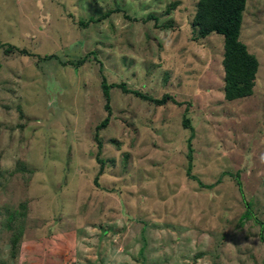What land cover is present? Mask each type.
Returning a JSON list of instances; mask_svg holds the SVG:
<instances>
[{
  "label": "rangeland",
  "instance_id": "1",
  "mask_svg": "<svg viewBox=\"0 0 264 264\" xmlns=\"http://www.w3.org/2000/svg\"><path fill=\"white\" fill-rule=\"evenodd\" d=\"M197 1L0 0V40L33 54L0 48V264H264V231L242 221L230 175L264 222V0L242 14L254 92L233 101L224 37L194 39ZM92 52L109 83L184 102L114 88L99 177L107 111Z\"/></svg>",
  "mask_w": 264,
  "mask_h": 264
},
{
  "label": "trees",
  "instance_id": "2",
  "mask_svg": "<svg viewBox=\"0 0 264 264\" xmlns=\"http://www.w3.org/2000/svg\"><path fill=\"white\" fill-rule=\"evenodd\" d=\"M247 0H198L196 7V13L192 21V30L195 34L194 39L206 38L212 33L220 34L224 37V57L222 60L224 68V95L229 101L235 99L244 98L253 94V88L256 85V74L258 71L259 61L256 56L253 55L247 45L240 39L241 27H242V14L246 8ZM153 16V15H152ZM151 17V16H150ZM152 18H155L153 16ZM93 21L90 19L87 22H80L82 25H87ZM0 48L3 49L4 53L18 51L22 54L33 55L27 48H19L15 45L5 43L0 40ZM96 60L100 63L102 73L101 88L105 97V110L107 111L106 117L97 125L95 139L99 144V151L97 153V160L100 163V173L97 177L101 176L106 168L108 161L102 156V137L101 130L105 129L110 121L113 113L111 100L112 90L114 88L121 89L123 92L132 93L136 97L153 103L157 106L166 105L169 102H173L177 105H183L184 102L178 101L172 94L165 93L161 97H154L149 93H144L140 90L130 88L126 82L120 83H109L107 77L103 73V63L98 59L97 53L92 52ZM41 59L47 60L53 56H39ZM87 60V56L83 57L78 63H84ZM77 63V62H76ZM75 63V65H76ZM1 67V64H0ZM188 108L184 113V126L191 129V133L195 131L191 124V120L186 114H188ZM194 135V134H193ZM192 135V137H193ZM188 166L186 173L192 177V179L199 180L197 175L192 173L194 163V147L190 141L188 146ZM226 172L222 173V175ZM239 172L230 174L234 177L236 183L239 185V189L242 194L243 202L245 204V212L242 216V221L253 218L261 227L262 232L264 231V222L260 220L254 213L253 202L248 200L243 191V184L240 179ZM221 175V176H222ZM221 178V177H220ZM220 182V180H218ZM222 181V180H221ZM98 182V178L96 180ZM217 183V182H216ZM214 184H205L207 188H213ZM20 235H15L13 239V245L17 244Z\"/></svg>",
  "mask_w": 264,
  "mask_h": 264
}]
</instances>
